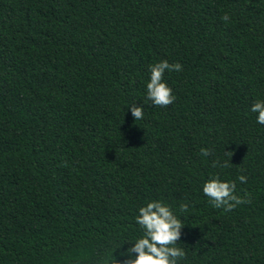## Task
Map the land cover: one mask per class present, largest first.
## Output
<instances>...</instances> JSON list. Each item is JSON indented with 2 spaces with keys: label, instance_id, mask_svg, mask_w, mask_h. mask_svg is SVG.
Instances as JSON below:
<instances>
[{
  "label": "trees",
  "instance_id": "16d2710c",
  "mask_svg": "<svg viewBox=\"0 0 264 264\" xmlns=\"http://www.w3.org/2000/svg\"><path fill=\"white\" fill-rule=\"evenodd\" d=\"M160 60L182 65L165 73L176 100L137 121L127 108ZM256 99L264 0H0V264H106L113 251L120 264L150 199L183 217L182 264H264ZM215 173L246 175L249 202L213 208L200 187Z\"/></svg>",
  "mask_w": 264,
  "mask_h": 264
},
{
  "label": "clouds",
  "instance_id": "9594fccd",
  "mask_svg": "<svg viewBox=\"0 0 264 264\" xmlns=\"http://www.w3.org/2000/svg\"><path fill=\"white\" fill-rule=\"evenodd\" d=\"M229 14L225 13L221 20L228 22ZM182 65L178 62L169 63L160 60L148 67V77L145 82L144 102L140 106L136 103L129 104L127 110L131 112L135 120H142L146 107H167L175 102L176 96L173 88L165 79V73L181 72ZM248 111L254 114L257 125L264 126V99L254 100ZM228 152H225L227 155ZM205 157L210 155L207 149H201ZM230 161H213V168H228ZM237 181L246 184L248 177L238 175L235 180L222 178L220 173L207 176L200 187L202 196L206 197L213 208L223 209L224 212H232L238 206L248 203L247 194H237ZM189 209L188 203L179 205V212L184 213ZM136 233L131 238L127 235L124 239L130 245L120 253V264H182L186 261V250L180 247L178 241L181 237L183 217L177 214L176 208L165 200L150 199L136 208L134 215ZM116 247L115 250L120 249ZM114 252V251H113ZM106 257V264H117L116 258Z\"/></svg>",
  "mask_w": 264,
  "mask_h": 264
}]
</instances>
